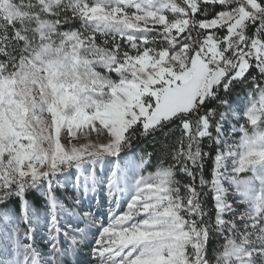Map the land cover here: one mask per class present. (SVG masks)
<instances>
[{
  "label": "snow or ice",
  "instance_id": "obj_1",
  "mask_svg": "<svg viewBox=\"0 0 264 264\" xmlns=\"http://www.w3.org/2000/svg\"><path fill=\"white\" fill-rule=\"evenodd\" d=\"M0 264H264V0H0Z\"/></svg>",
  "mask_w": 264,
  "mask_h": 264
},
{
  "label": "trees",
  "instance_id": "obj_2",
  "mask_svg": "<svg viewBox=\"0 0 264 264\" xmlns=\"http://www.w3.org/2000/svg\"><path fill=\"white\" fill-rule=\"evenodd\" d=\"M151 140V137H149L148 139L146 140H142L140 141V144H139V149H143L144 151H154V148H153V145L149 142ZM155 157H153L154 159ZM30 199H32V196L30 194L29 196Z\"/></svg>",
  "mask_w": 264,
  "mask_h": 264
},
{
  "label": "rangeland",
  "instance_id": "obj_3",
  "mask_svg": "<svg viewBox=\"0 0 264 264\" xmlns=\"http://www.w3.org/2000/svg\"><path fill=\"white\" fill-rule=\"evenodd\" d=\"M139 150H143V149L141 148V149H139ZM59 194H60V193H59V191H58V195H59ZM7 206H8V205H5L4 207H7ZM82 259L87 260V256L82 254Z\"/></svg>",
  "mask_w": 264,
  "mask_h": 264
}]
</instances>
